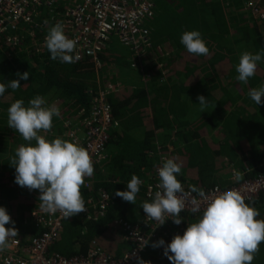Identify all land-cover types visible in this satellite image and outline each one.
I'll list each match as a JSON object with an SVG mask.
<instances>
[{
	"label": "trees",
	"instance_id": "1",
	"mask_svg": "<svg viewBox=\"0 0 264 264\" xmlns=\"http://www.w3.org/2000/svg\"><path fill=\"white\" fill-rule=\"evenodd\" d=\"M154 2V15L148 21L151 45L144 59L150 78L145 87L139 81L140 71L127 60L129 49L118 40L111 39L99 53V73L90 57L74 63L51 60L43 41L48 31L47 10L36 18V26L21 24L16 33L18 44L3 45L0 82L15 79L21 87L15 91L7 88L0 96V206L15 222L22 243L27 242L26 234L29 238L40 233L30 217L40 207V201L38 190L14 182L15 170L9 165L16 148L27 143L7 126V108L16 99L27 104L41 95L49 105L59 108L60 116L53 118L52 129L40 133L49 140L60 137L71 141L64 133L88 115L96 90L106 92L105 99L111 107L114 125L103 157L95 163L88 187L80 189L85 207L88 199H98L101 191L110 196V203L103 216L89 209L90 217L79 213L63 220L51 251L65 257L85 254L92 242L112 255L130 247L120 225L112 226L116 218L142 232L149 229L141 204L151 200L146 197L145 183L150 182L160 163L159 154L180 165L177 179L188 190L190 186L204 191L214 185L224 188L231 184L233 170L247 179L263 167L264 104L256 105L248 96L250 88L264 84L263 61L247 84L236 79L235 68L242 52L264 49V35L253 13L254 8L264 5V0H254L260 5H247V0ZM191 30L201 33L209 49L207 55L189 54L180 43L181 33ZM109 69L115 75L112 79L107 77ZM26 71L29 79L20 80L17 73ZM198 95L207 98L203 109L197 104ZM150 114L152 123L147 119ZM132 175L142 181L134 205L114 194L116 190H126ZM246 203L259 211L257 219L264 220V194ZM197 215L181 212L179 216L184 221L180 225L170 222L157 230L141 258L149 264H170L163 249H153L151 243L160 238L170 242ZM252 264H264V242Z\"/></svg>",
	"mask_w": 264,
	"mask_h": 264
},
{
	"label": "clouds",
	"instance_id": "2",
	"mask_svg": "<svg viewBox=\"0 0 264 264\" xmlns=\"http://www.w3.org/2000/svg\"><path fill=\"white\" fill-rule=\"evenodd\" d=\"M45 47L51 60L74 63L80 57L76 53L77 42L65 35L61 22L50 25L45 36ZM180 43L189 54L207 55L209 52L198 30L181 33ZM264 61V49L256 53L244 51L239 56L236 79L247 84L256 74L258 63ZM20 80L29 79L28 71L17 73ZM19 80L0 82V96L7 88H20ZM248 96L256 105L264 104V84L250 88ZM201 109L207 106V98L197 96ZM203 112V111H202ZM60 116L55 105H49L41 95L31 98L27 104L16 99L7 108V126L16 130L27 143L19 145L9 165L15 170L14 182L20 187L39 191L41 209L48 214L61 212L64 218L86 211L81 195L85 177L94 173L93 161L84 147L78 143L56 137L45 138L41 131L53 127V118ZM180 165L173 159H164L157 167L159 183L150 201H144V215L162 226L168 219L176 225L183 220L179 214L185 209L188 197L195 193L198 199L191 200L190 211L198 213L194 222L187 223L182 234L174 235L170 242L163 238L151 243V247L162 248L163 256L170 264H252L254 254L264 242V220L257 219L259 211L236 190L206 192L190 186L185 191L177 176ZM237 180L240 174L233 170ZM142 181L136 175L126 183V190H116L115 196L135 204ZM167 217V218H166ZM5 225H11L5 227ZM18 235L15 222L5 207L0 206V252L8 247L10 238ZM149 244V240L144 246ZM143 246V247H144ZM136 264H149L136 257Z\"/></svg>",
	"mask_w": 264,
	"mask_h": 264
},
{
	"label": "built area",
	"instance_id": "3",
	"mask_svg": "<svg viewBox=\"0 0 264 264\" xmlns=\"http://www.w3.org/2000/svg\"><path fill=\"white\" fill-rule=\"evenodd\" d=\"M154 1L0 0V51H5L3 45L12 47L18 44L19 37L16 33L17 30H21V24L36 26L39 24L37 20L39 15L43 10H47L48 28L50 25L61 22L65 35L77 42L76 53L80 58L90 57L98 73L102 66L99 53L115 36L120 44L131 52V67L140 70L141 79L146 85L150 75L146 72L141 60L151 45L148 21L154 15ZM245 3L251 5L254 0H247ZM253 13L264 35V5L254 8ZM4 55L8 58L7 54ZM101 82L103 83L102 79ZM109 87L113 89L114 85L111 84ZM105 93L103 90H96L91 96L88 115L82 121L77 120L78 123L75 122L73 127L64 133L65 137L85 148L93 161V166L103 157V149L114 125L111 107L105 99ZM80 124L82 126H79ZM164 159L166 158L159 154V165ZM157 167L150 182L145 183L147 198H152L154 192L158 190L156 188L159 183ZM229 179L231 181L229 186L223 188L214 185L205 191L206 194L236 190L245 198V202L264 194V164L253 178L237 180L233 174ZM88 180L89 177L84 178L82 187H88ZM184 189L186 192L189 191L185 187ZM194 198L198 199L197 195L192 193L182 212L198 214L190 211L191 200ZM87 202L86 211L81 213L90 217L88 210L91 209L95 215L103 216L110 203V196L105 191H101L98 199L89 198ZM30 217L40 233L25 239L27 241L25 243H22L20 237L10 238L8 247L0 252V264H136V257L141 258L147 250L148 245L144 246L147 239L150 241L156 237L157 230L172 222L168 219L162 226H158L156 222L145 216V226L147 224L149 229L146 228V232H142L128 222L119 220L118 224L124 232V240L130 244V247L123 248L119 255H112L92 242L85 254L65 257L51 251V246L65 219L63 214L59 211L48 214L38 207L31 212Z\"/></svg>",
	"mask_w": 264,
	"mask_h": 264
},
{
	"label": "crops",
	"instance_id": "4",
	"mask_svg": "<svg viewBox=\"0 0 264 264\" xmlns=\"http://www.w3.org/2000/svg\"><path fill=\"white\" fill-rule=\"evenodd\" d=\"M148 50L143 54V57H142V64H143V66L145 67V69H147V66H145V64H144V59L147 57V55H148ZM127 60L128 61H130V63H131V52L129 51V55H128V58H127ZM147 65V64H146ZM161 66V63H159L158 64V67H160ZM133 69H135V68H133ZM139 70V69H138ZM140 71V70H139ZM138 73V72H137ZM141 74V73H140ZM138 76H139V74H138ZM139 81H140V83L145 87L146 85L143 83V81H142V79H141V76H139ZM147 119L152 123V115L150 114V115H148V117H147ZM121 218L119 217V218H116V219H114V222H113V220H112V223H113V227L116 225L115 223H117L118 224V221L120 220ZM27 235H29V234H26V237H25V239H29L28 238V236Z\"/></svg>",
	"mask_w": 264,
	"mask_h": 264
},
{
	"label": "rangeland",
	"instance_id": "5",
	"mask_svg": "<svg viewBox=\"0 0 264 264\" xmlns=\"http://www.w3.org/2000/svg\"><path fill=\"white\" fill-rule=\"evenodd\" d=\"M253 4L260 5L261 3H253ZM112 40H113V41H114V40H117V38H116L115 36H113ZM114 42H115V41H114ZM126 52H127V51H126ZM126 52H125V53H126ZM151 58H153V57H151ZM151 58H150V59H151ZM147 62L150 63V61H147ZM262 65L264 66V61H263ZM109 70H110V69H109ZM109 73H110L109 75H107V74H106V75H107L108 78L112 79L113 76H115V75H112L111 70L109 71Z\"/></svg>",
	"mask_w": 264,
	"mask_h": 264
}]
</instances>
